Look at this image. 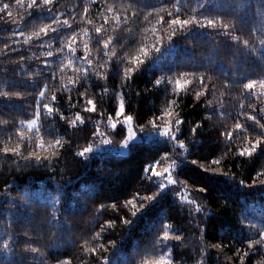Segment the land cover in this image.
<instances>
[{"label":"trees","instance_id":"1","mask_svg":"<svg viewBox=\"0 0 264 264\" xmlns=\"http://www.w3.org/2000/svg\"><path fill=\"white\" fill-rule=\"evenodd\" d=\"M120 2L121 0H115L117 10L123 16L125 13L119 7ZM127 2L128 0H124V3ZM146 2L158 5L156 9H149L154 12V15L156 13L164 15L165 11L175 13V9L179 8L180 19L196 18L203 22L207 18L223 21L229 25V34L225 35L222 31L210 28L201 29L198 26L187 34L178 31L171 42L175 48L170 53L166 28H160L154 18L148 23L134 20L129 16L124 22L125 31L122 34V39L127 41L128 45L124 49L118 46L116 51L118 53L124 51L125 55L137 54L139 41L143 40L145 44L153 42L150 29L156 27L159 29L156 35L165 36L161 54L154 53L130 82L122 83L121 79L110 77L107 82L108 93L105 94L103 101L97 95L102 91V88L98 86L89 89L88 97L96 100L98 112L102 111L107 116L114 114V108L119 99L117 96V99L113 100L111 93L114 90L126 92L125 102L129 105L128 114L140 118L139 121H134L135 126L146 125L154 113L166 106L164 89H155L152 81L159 74L161 66L172 69L175 66L173 60H175L179 64L177 70L180 72L197 68L198 74L206 75L208 91L213 92V95L208 96L207 99L212 102V107L217 110V114L212 115L210 120L207 119L210 110L206 111L202 107L205 102L203 97L200 102H196L191 96L181 97L178 110L185 119L183 130L186 135L183 142L192 150V154L174 169L173 178L179 182L175 186L178 191L172 194L164 191L153 202H144L143 206L138 201V207H142L143 211L138 212L136 217H133L122 205L133 197L151 196L158 191L151 187L153 181L145 178L143 167L152 163L153 158L160 152L167 150V144L162 139H154L146 143L138 142L131 147L126 156L94 153L87 162H84L75 156V152L92 143L94 132L92 125L87 124L77 129L66 128L63 122L49 125V118L46 114L43 115L44 126L40 131H26L25 135L31 138L29 143L34 146L43 139L45 149L36 147L35 152L37 155L46 156L51 154L50 150H47L48 144L54 143L47 129H54L56 137L63 140V148L57 149L60 158L42 165L36 164L35 161L25 164L20 157H15L16 163H14L12 159L4 158L0 153V242L7 239L11 243L17 230H27L24 225L30 221L36 225L40 233L39 243L32 246L40 248L45 254L44 264H55L57 256L62 259L75 256L73 264H95L90 257L83 254L82 246H95L88 234L95 236V233L101 230V226L110 222H114L115 226L111 230H106L104 234L102 242L107 251L102 254V257L111 260L112 264H127L132 257H138L154 234L162 235L160 230L166 224L171 225L172 229L179 228L180 234L184 237L182 242H177L179 246L173 249L175 264H196L205 245L208 246L206 250L211 255V259L207 260L206 264H239L234 254L235 249L247 250L246 243L241 241L246 242L249 235L241 231V224L253 223L256 227H261L260 221L264 219V188L260 187L259 181L264 180V175L257 177V173L264 172V148L258 150L252 158H240L238 152L247 146V141L238 136L229 146L228 155L225 157L221 151L225 146L221 133L233 129L237 122L244 123L246 115L255 114L252 111L253 105L264 108V102L246 96L242 85L233 87L231 91L223 87L224 84H231L236 79H243L246 83L248 79L264 78V56L261 55L259 44V40L264 39V0H179L178 3L176 0H146ZM0 3H10L12 5L10 10L14 14L26 15L23 10L18 12L15 0H0ZM79 5L80 0H59L56 8L63 13L72 11L78 25L81 19ZM102 11L101 8L100 12ZM205 11L206 16L201 15ZM37 15L40 14L37 13ZM62 18L68 17L65 15ZM99 18L97 14L96 20L98 21ZM15 26L0 23V90L9 91L8 84H15L16 88L11 90L12 94L15 96V92L19 91L25 98L24 101L18 98L14 100L16 104H23L22 108L12 109L11 112L0 108V124L7 121L9 125L13 123L9 116L16 117L17 122L24 120L27 123V115L31 111L26 102L31 97L22 91L23 87L29 85V81L19 72L16 61H19L22 55L31 56L33 52L40 58L30 62L25 60L26 67L29 63L42 67L46 59L45 50L32 48L29 51V45L23 44V40L30 31H26L24 37H15L20 43L10 45L7 49L9 56L2 54L5 43H10L13 39L11 29ZM233 26L235 31L231 30ZM237 37L240 41L248 40L249 47L237 43ZM12 48H15V51H12ZM59 75L57 72V76ZM29 76L35 79L32 73H29ZM67 81L66 75L62 82L67 83ZM53 94L57 96L58 101L61 97H64V100L67 99L58 85L48 93L49 96ZM71 95L73 103H76L78 93L72 92ZM241 104L244 105L243 109L240 108ZM80 106H83L82 103ZM61 111L65 116L72 118L76 109L68 111L64 106L61 107ZM228 114L235 119L230 118ZM81 115H90L91 120L100 122L99 125H106V121H103L99 115L83 112ZM196 124H201L203 127L197 129V134L193 138L188 130ZM20 130L23 129H17V131ZM6 133L12 135V140L8 143L10 148L20 143L8 128H4L0 131V145L5 142ZM249 134L253 142L259 135L258 132L251 133V130ZM110 135L115 145L121 143L122 134L116 135L112 131ZM194 141L201 143L193 147ZM69 142L75 145L70 151L68 150ZM32 151L33 149L27 144L22 145V155H31ZM212 159H221V165H212ZM193 160L197 163H191ZM171 162V160L168 161V163ZM164 166L167 165L162 164L161 168ZM205 168L209 171L205 172ZM213 169L217 173L227 172L229 175H234L236 179L213 175ZM238 180H244L245 185L255 182V186L251 189L240 186L236 182ZM201 187H206L208 191L201 194L198 191ZM185 188L189 190L190 199H194L209 210L208 214L199 220L201 231H197V221L188 215L190 206L179 199V195L183 194ZM10 201L17 202L19 207L13 206L9 203ZM25 202L30 207H26ZM113 203L117 205L116 212L111 211ZM101 204L108 206L102 214ZM53 214L60 218V223L66 222L70 231L59 236L60 229L48 223ZM193 215L197 214L193 211ZM122 219H127L131 223L125 225ZM27 231L31 237L32 232ZM84 237H88L87 245H85ZM221 242L225 244L222 251L211 248L212 244ZM233 245L235 248L232 247ZM26 247L28 245L21 240L15 250L23 253ZM217 253L220 255L217 256ZM3 259L4 254L0 252V260ZM28 259L30 264H38L41 258L36 256L35 260L31 257ZM262 259H264V253L250 252L245 264H257V261Z\"/></svg>","mask_w":264,"mask_h":264},{"label":"snow or ice","instance_id":"2","mask_svg":"<svg viewBox=\"0 0 264 264\" xmlns=\"http://www.w3.org/2000/svg\"><path fill=\"white\" fill-rule=\"evenodd\" d=\"M58 2L59 0H15L18 12L19 10H23L26 14L24 16L14 14L10 10L12 7L10 3H0V23L4 25H16L11 29L13 39L10 43H5L2 54L9 56L10 54L7 49L10 45L20 43L15 37H24L26 31H30V34L23 40V44L29 45V51L32 48L45 50L44 56L46 57L42 67L34 66L31 63L27 67L25 66V60L30 62L40 58L35 52L31 56L22 55L20 60L16 61L19 65V72L23 74V78L29 81V85L23 87L22 91L31 97L30 100L26 101L31 111L27 115V123L24 120L17 122L16 117L9 116V119L13 121L11 125L7 121L0 124V131L8 128L9 132L14 134L20 141L15 147L10 148L8 143L11 142L12 135L6 133L4 144L0 145V153L3 154L4 158L12 159L14 163H16L15 157H20L24 160L25 164H31L35 161L36 164L41 165L59 159L57 149L63 148V140L56 137L54 129H47L48 135L54 143L48 144L47 150H50L51 154L46 156L37 155L35 152L36 147L42 150L45 149V141L41 139L39 144L34 146L29 143L31 138L25 135L26 131H40L41 127L44 126L42 116L45 114L49 118V125L63 122L64 126L70 129H77L87 124L92 125L94 129L92 143L83 147L82 150L75 152V156L84 162H87L94 153L113 151L116 148L105 147L112 145L113 142L107 138L106 132L100 131V122L91 120L90 115H81V112L99 115L103 121H106V128L111 129L116 135L122 134L123 139L118 148L123 151H128L130 146L137 141L146 143L151 141L153 136L160 137L167 144V150L160 152L153 158L152 163L143 167L145 178L153 181L151 187L158 189V191L151 196L133 197L126 200L122 205L133 217H136L138 212L143 211L142 207H138V201L143 206L144 202H153L164 191H168L170 194L178 191L175 186L179 182L173 178L174 169L178 168L192 154V150L187 148L183 142V138L186 135L183 130L185 119L178 110L181 97L191 96L196 102H200L203 97L205 102L202 107L206 111L210 110V115L207 117L210 120L212 115L217 114V110L212 107V102L207 99L208 96L213 95V92L208 91V79L206 75L198 74L197 68L180 72L177 70L179 64L173 60L175 66L172 69L161 66L159 74L152 81L155 89H164L166 106L158 110L157 113H154L148 119L146 125L138 124L134 126V121H139L140 118L128 114L127 107L129 105H126L125 102L126 92L114 90L111 93L113 100H116L117 96L119 99L117 106L114 108V114L105 116L104 112H98L97 101L88 97V91L94 86L102 88V91L97 93V95L103 101L105 94L108 93L109 86L107 82L110 77L119 78L122 83L130 82L133 77L139 74L140 70L154 53L161 54L165 36H157L156 33L159 29L156 27L150 29V32L153 34V42L145 44L143 40L139 41V46L136 49L137 54L129 53L125 55L124 51H120L119 53L116 51L118 46L124 49L128 45V42L122 39V34L125 31L124 22L128 20L129 16L134 20L148 23L154 18L156 24L160 25V28H166L167 39L169 41L168 51L170 53L175 48V45L171 42L176 37L178 31L182 34H187L198 26L201 29L210 28L222 31L225 35H228L229 25L223 23V21L207 18L203 22L196 18L180 19L181 11L179 8L175 9V13L173 11H165L164 15H160L159 13L154 15V12L149 11V9H156L158 5L149 4L146 0H128L127 3L121 0L119 7L124 10L125 14L123 16L118 12L115 0H102V2L101 0H86V2L85 0H80L79 7H81V12L79 15L81 19L77 25L76 17L73 16L72 11H68L67 13L58 11L56 8ZM176 2L178 3L179 0H176ZM101 8L103 9L102 12H100ZM37 13L40 15H37ZM97 14L100 17L98 21L96 20ZM65 15L68 18H62ZM201 15L206 16V11L202 12ZM37 21L39 23H36ZM231 30L235 31L236 29L233 26ZM236 39L237 43H242L245 47H249L248 40L240 41L238 37ZM259 44L261 46V55L264 56V39L259 40ZM12 51H15V48H12ZM129 56H131V59H129ZM57 72H59V76H57ZM29 73H32L35 79H32ZM66 75L68 76V81L67 83H63L62 81ZM57 85L59 86V90L67 96L66 100H64V97H61V100L58 101L55 94L48 95L52 91V88ZM238 85H242L246 96L264 102V78L248 79L246 83L243 79H236L231 84H224L223 87L231 91L233 87ZM15 88V84H8L9 91L0 90V108L8 109L11 112L12 109L23 107V104L14 103V100L17 98L22 101L25 100L19 91L15 92V96L12 94L11 90ZM72 92L78 93L76 103H73ZM61 101H63V104H61ZM81 103L82 107L80 106ZM64 106H66V110L68 111L76 109L73 112L72 118L63 114L61 107ZM240 108L243 109L244 105L241 104ZM252 111L255 114L246 115L244 123L237 122L233 129L225 130L221 133L225 145L221 151L225 157L228 155L229 146L238 136L247 141V146L238 152L240 158H252L258 150L260 151L264 148V123H261V121H264V108H257V106L253 105ZM25 112L27 113L28 110L26 109ZM228 115L230 118L235 119L231 114ZM201 127L203 125L196 124L194 127H190L188 131L195 138L197 129ZM17 129L23 130L17 131ZM249 130H251V133H259L254 142L250 138ZM241 133L244 135L240 136L239 134ZM200 143V141H194L193 147ZM23 144H27L29 148L33 149L31 155H22L21 148ZM74 146L73 142H69L68 150L70 151ZM170 160L172 162L168 163ZM191 163L196 164L197 162L193 160ZM221 163V159L211 160L212 165L219 166ZM162 164H166L167 166L162 167L161 170H157L161 168ZM204 171L208 172L209 169L205 168ZM212 172L213 175H220L231 180L236 179L234 175H229L227 172L217 173L215 169ZM149 173L150 175H148ZM262 175H264V172L257 173V177ZM236 182L240 186L249 189L255 186V182L247 185H245L244 180ZM259 185L264 188V180H260ZM198 191L204 194L208 189L201 187ZM179 199L190 206L188 215L197 221V231H201L199 220L206 216L209 210L202 207L194 199H190L189 190L186 188L183 194L179 195ZM9 203L17 208L19 207L17 202L10 201ZM25 204L26 207H30L27 202ZM107 207L105 204L100 205L101 214ZM57 211L60 210L57 209ZM111 211H117L115 203L111 205ZM193 211L197 215L194 216ZM48 223L60 229L59 236L70 231L69 225L66 222L60 223V218L55 214L51 216ZM122 223L128 225L131 221L122 219ZM260 224L261 227H256L253 223L247 225L241 224V231L247 232L249 235L246 242L241 241L242 243H246L247 250L235 249L234 254L238 258L239 264H245V260L250 252L264 253V219L260 221ZM114 226V222H110L105 226H101V230L96 232L95 236H91V233L88 234L95 246H82V252L90 257L95 264H112L111 260L103 259L102 257V254L107 251L102 239L106 230H111ZM24 227L32 232L31 237L27 230H17L11 243L7 239L0 242V252L4 254V259L0 260V264H5V262L7 264H30L28 257L35 260L36 256L41 258L38 264H44L43 257L45 254L41 252L40 248L32 246L39 243L40 233L36 225L29 221L25 223ZM170 229H172L171 225H163L160 230L162 231V235L154 234L145 250L138 257H132L130 261H127V264H175L173 249L179 246L177 242H182L184 237L180 234L179 228ZM83 239L85 240V245H87L88 237H84ZM21 240L28 247L24 249L23 253H18L15 247L19 245V241ZM207 247L205 245L204 250L201 251L196 264H206V261L211 259L210 253L206 250ZM224 247L225 244L223 242L211 245V248L220 249L221 251ZM232 247L235 248L234 245ZM219 255L220 253H217V256ZM9 257L11 259H8ZM73 259H76V257L72 256L62 259L57 256L55 264H73ZM257 264H264V259L258 260Z\"/></svg>","mask_w":264,"mask_h":264},{"label":"rangeland","instance_id":"3","mask_svg":"<svg viewBox=\"0 0 264 264\" xmlns=\"http://www.w3.org/2000/svg\"><path fill=\"white\" fill-rule=\"evenodd\" d=\"M134 126H135V123H134ZM99 129H100V131H104V132H106V133H107V138L110 139V140H112V137H111V135H110V132H112L111 129L106 128V125H99ZM154 139H162V138L157 137V136H153V139H152V140H154ZM138 142H140V141H137V142H135V143H138ZM135 143H134V144H135ZM134 144H133V145H134ZM133 145H132V146H133ZM118 146H119V145H115L114 143H113L112 145H110V146H105V147H108V148H113V147H115L116 150H113V151H106V152H103V153H108V154L115 155V156H126V155L129 154L130 149H131V147H132V146H130V149H129L128 151H123V150H120V149L118 148ZM93 147H95V145H93ZM121 153H123V154H121ZM95 154H99V153H95ZM161 169H162V168H161ZM161 169H157V170H161Z\"/></svg>","mask_w":264,"mask_h":264}]
</instances>
